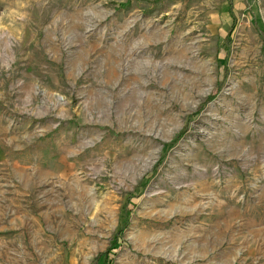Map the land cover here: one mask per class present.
<instances>
[{"label":"rangeland","instance_id":"obj_1","mask_svg":"<svg viewBox=\"0 0 264 264\" xmlns=\"http://www.w3.org/2000/svg\"><path fill=\"white\" fill-rule=\"evenodd\" d=\"M0 264H264V0H0Z\"/></svg>","mask_w":264,"mask_h":264},{"label":"trees","instance_id":"obj_2","mask_svg":"<svg viewBox=\"0 0 264 264\" xmlns=\"http://www.w3.org/2000/svg\"><path fill=\"white\" fill-rule=\"evenodd\" d=\"M230 13H231V15H232V17H234L235 15H234V13H233V9L232 8H230ZM234 22V21H233ZM235 27V22L232 24V29ZM230 35V34H229ZM229 38V37H228ZM109 253V252H108Z\"/></svg>","mask_w":264,"mask_h":264},{"label":"bare ground","instance_id":"obj_3","mask_svg":"<svg viewBox=\"0 0 264 264\" xmlns=\"http://www.w3.org/2000/svg\"><path fill=\"white\" fill-rule=\"evenodd\" d=\"M198 198V197H197Z\"/></svg>","mask_w":264,"mask_h":264}]
</instances>
